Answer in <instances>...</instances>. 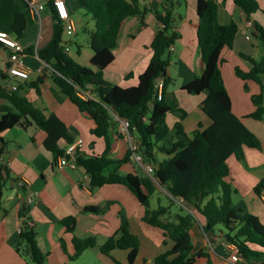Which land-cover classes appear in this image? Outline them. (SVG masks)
<instances>
[{
  "label": "trees",
  "instance_id": "obj_1",
  "mask_svg": "<svg viewBox=\"0 0 264 264\" xmlns=\"http://www.w3.org/2000/svg\"><path fill=\"white\" fill-rule=\"evenodd\" d=\"M80 9L94 22V28L85 30L89 35V46L93 52L90 67L74 61L65 49V27L56 17L53 3H47V10L52 15L53 33L51 40L43 47L32 45L25 48V53L37 56L48 66L51 78L63 94L78 110L86 114L95 123L92 134L104 139L106 148L102 155H81L79 166L91 178V188L100 189L109 185L127 188L144 208L143 222L163 232L174 247L160 254L154 264H216L207 249L196 250L193 243V231L200 225L198 217L205 220L201 225L206 233L220 237L225 244L235 245L241 261L236 264H264V222L245 206L238 207L235 197L238 190L228 181L231 175L229 159L245 160V148L262 150L261 140L243 123L242 118L233 112V103L222 74V53L232 49L239 34L237 23L222 24L219 20L220 4L218 0H197L196 10L199 18L197 39L203 62V71L182 87L189 95H205L200 109L211 119L210 127L203 130L199 124L192 136H188L182 122L188 113L168 102L170 86L174 83L169 69L170 47L181 38L175 27L174 3H168L166 13H157L162 27L156 32L151 43L152 57L146 70L139 77L137 86L124 88L107 82L105 70L115 61V50L121 30L128 19L139 18L143 23L145 12L138 6L139 0H74ZM250 19L261 11L258 0H231ZM67 2V0H66ZM71 11V10H70ZM72 13V12H71ZM144 24V23H143ZM34 25L25 0H0V33L22 42L27 31ZM255 32L264 44V26L254 23ZM0 50L10 51L0 41ZM248 60L251 70L236 68V76L246 85L256 83L260 93L252 95L254 111L246 116L255 121L264 119V86L261 76L264 74V55L259 61L241 54ZM8 60V58H7ZM5 70H0V133L16 126L35 125L47 134L45 147L53 153L55 160L63 153L58 142L64 139L72 143L65 124L55 115L45 116L23 93L22 85L16 91L7 87L10 78ZM163 79V98L158 100L156 83ZM37 86V83L36 85ZM92 90L94 99H83L78 89ZM169 114H176L174 130L177 141L171 146L165 145V139L171 133L167 124ZM129 122V133L135 136L137 147L129 149L121 159L110 157L112 144L110 133L120 125V121ZM141 156L142 163L153 166L155 181L165 188L173 199L182 202L183 210L171 220L169 207L160 206L150 209V199L157 192L153 178L137 174L122 175L118 171L106 174L114 165H123L131 161L133 154ZM164 157L159 160L157 155ZM149 158V162L145 161ZM6 172L4 176L3 173ZM9 179L6 169H0V200L2 189ZM264 191V179L254 188L260 197ZM171 199L172 201H174ZM105 207L90 206L85 212L100 214ZM186 208H191L190 213ZM21 211V215H27ZM121 226L119 233L110 237L100 246L101 253L110 257L111 252L127 250L129 264H134L140 251V241L132 234L130 221L124 211H120ZM67 231L75 234L76 219L63 220ZM209 225V227H208ZM75 255L78 259L83 252L95 248V238L80 239L74 237ZM30 249L31 264H47L48 255L39 247L37 232L29 226L28 220L20 233L17 253L25 255ZM63 250H65L63 244ZM29 264V263H26ZM119 264V263H117ZM220 264H233L223 261Z\"/></svg>",
  "mask_w": 264,
  "mask_h": 264
},
{
  "label": "crops",
  "instance_id": "obj_2",
  "mask_svg": "<svg viewBox=\"0 0 264 264\" xmlns=\"http://www.w3.org/2000/svg\"><path fill=\"white\" fill-rule=\"evenodd\" d=\"M167 1L139 0V8L146 13L143 18L144 24L141 23V19L139 18H131L125 22L115 50V61L104 73V78L107 82L124 88L138 85L139 77L148 67L152 57L151 43L156 32L162 27L156 14L160 12L164 15L166 13L168 8ZM258 1L261 11L249 19L231 0H218L220 4V22L222 24L235 22L239 27V34L231 52L240 58L242 57L240 55L244 54L259 61L264 55L263 42L254 35H252L251 40H247L245 34L248 21L264 26V0ZM67 4L71 12L77 9L78 5L74 0H67ZM196 5L197 0H193L194 7H191L193 9L191 13H189V7H186L185 17L174 12L175 27L177 32L180 33L181 38L174 45V51L170 53L169 57V71L174 81H176L173 93L179 91L185 94L182 87L196 76H200L203 71L204 65L197 39L199 18L197 16ZM43 13L47 15L46 20L50 21V31L44 44L40 42L36 45L38 48L45 46L51 40L53 33L52 15L47 9ZM43 13L41 14V21L39 23L32 18L34 21L32 29H36L39 25L42 27L44 22L42 18ZM176 18L179 19V24L176 23ZM88 19L90 22H88L89 26L86 27V30L90 31L94 28V22L90 18ZM20 43L25 48L33 45ZM91 58L92 55L83 66L88 67L87 63L90 64ZM25 62L33 70L30 79L21 81L10 77L8 81H10L11 86L22 85L24 88L23 93L37 109L47 117L55 115L61 120L67 127L73 142L78 137L83 138L85 141L82 148L83 155H102L106 144L104 139L96 138L92 134V129L95 127L94 121L86 114L81 113L67 96L63 94L51 78L52 74L49 70L45 69L41 73L38 72L39 69L45 68L46 64L37 54H26ZM251 67L252 65L249 63L245 66V71L248 72L251 70ZM235 76L234 74L233 76L229 75L227 80L223 74L227 90L232 99L233 112L237 117L242 118L243 123L249 129H258L259 126L251 123L249 121L251 118H246V116L254 111L251 97L260 93V87L254 83L256 87L253 92L247 93L243 88L244 82ZM175 77H177V80ZM36 83L37 86H35ZM173 97L169 93L167 100L171 105ZM196 98L195 116L197 126L191 130L185 128L188 136L193 135L199 124H202L203 130H205L212 123L211 119L200 109L201 103L206 98L205 95L196 96ZM2 103L0 101V104ZM170 129L171 133L164 142L167 147H171L177 141L176 131L171 127ZM46 138L47 134L35 125L28 127L26 125L16 126L0 133V169H6L9 174V179L2 189L0 200V264H23L21 256L17 253V248L19 247L20 230L25 220L33 224L37 232V241L40 249L44 253L54 254L58 260H62L63 258L62 241L65 242V246L67 244V251L75 253L74 237L76 236L80 239L91 237L96 239L98 246L86 250L78 259L84 258L90 264H108L106 263V259L111 258V255L110 257L103 255L100 246L105 244L110 237L119 233L121 226L120 211L125 212L130 221L131 232L139 239L141 244L137 260L134 264H139V262H142V264H154L155 259L160 254L174 247L171 241H167L165 248H156L150 253H143L141 235L135 230L131 218L133 211L139 213L140 217L144 214L137 204V198L133 197L127 188L120 185H109L94 190L83 189L82 185L85 183L87 177L86 171L82 167L76 170L59 167L58 158L55 160L53 153L45 147ZM260 139L263 144V148L260 151L264 154V138ZM110 140L112 144L110 157L112 159H121L129 149L133 150L137 147L136 137L131 136L130 133L122 135L120 125L111 131ZM58 144L61 150L64 151L70 143L61 139ZM157 157L160 161L164 159L160 154ZM147 158L145 157V161L149 162ZM232 158L228 161L229 166ZM147 166L148 164L139 163L132 156L129 163L114 165L106 171V174L118 171L122 175L137 174L153 178L152 174L147 172ZM3 175L5 176L6 172ZM246 176L252 180L251 182L249 181V190H254L257 183L255 184L251 173H247ZM228 181L238 190L239 197L242 198L241 188L238 186L237 180L231 181L229 176ZM22 183H25V185ZM155 185L157 192L161 190L170 199H173L169 192L166 189V191L162 189L157 181H155ZM30 194H34L36 197L34 203L28 205L27 197ZM22 198H25V206ZM173 200L176 202V199ZM258 200L253 199V205L248 206L241 199L237 205L238 207L246 206L247 212L259 216L264 222V206L261 207ZM261 200L264 204V199L261 198ZM108 202H114L118 205L115 212L108 213L106 211L100 214L85 212V208L87 207H105V203ZM179 204L183 206L182 202ZM24 207L28 210L27 215L23 216L21 215V211H24ZM186 210L193 213L191 208H186ZM69 217L76 219L75 234L68 232L66 226L63 224V220ZM198 221L200 225L193 231L195 249H207L216 264H220L223 261L230 262L229 250L223 240L204 231L201 227V225H205L203 218L198 217ZM144 230L150 232L148 229ZM117 250L120 249L112 251L111 254L114 256L121 254V257L125 255L128 260L129 252L127 250H123L125 253H117ZM111 259L115 264L119 263L117 259V261L114 258Z\"/></svg>",
  "mask_w": 264,
  "mask_h": 264
},
{
  "label": "rangeland",
  "instance_id": "obj_3",
  "mask_svg": "<svg viewBox=\"0 0 264 264\" xmlns=\"http://www.w3.org/2000/svg\"><path fill=\"white\" fill-rule=\"evenodd\" d=\"M171 2L174 3L173 11L175 12V14L177 13L185 17L186 7H189V13H191V11L193 10L191 8L193 6V0H169L168 1L169 4H171ZM46 16L47 15L43 13L42 18L44 22L42 24V27L41 25H39V27H37L36 29L30 28L27 31V37L26 39L22 41L25 45L33 44L36 46L40 42L44 44L47 34L50 31V21L46 20ZM72 18L76 24V33L72 34V33L66 32L64 37H65V41L69 43L70 57L74 61L83 65L85 64L86 61L89 60L90 56L93 55V52L89 46V35L87 32H85L86 27L89 26L88 22L90 21L85 11L80 9L79 6H77V9H75L74 12H72ZM176 19H177L176 23L179 24L180 23L179 19L178 18ZM7 58H8L7 52L5 51L2 52V50H0V70H3V68L6 67ZM241 58L238 55L233 54V52H231V49L226 48L223 51L222 53L223 62L221 65V70L227 80L229 78V75L233 76L234 74L235 76L236 74L235 71L237 67L245 71V66H247L250 62L244 58H243L244 60ZM87 64H88L87 66L90 67V64L89 63ZM171 69L173 68L171 67ZM175 78L177 80V77ZM261 78H262V83L264 86V74L261 76ZM7 84H8V87L10 88L11 87L10 81H7ZM173 84L174 85L170 86V93L172 94V96H174L172 98V105L178 106L179 108H183V110L188 113V116L185 118L182 124L184 128L191 130L192 128H195L197 126V120L195 116L197 98L196 96L189 95L186 92L185 94L179 91L173 93V89L175 88L176 81H174ZM255 87H256V84H254L253 82H249L247 85L243 83V88L245 91H247V93L253 92ZM249 121L259 127L258 129H252L254 132L248 127L247 128L252 133H254L259 139L264 138V119L262 121H254L251 119ZM176 122H178V116L176 114H169L167 117V124L169 125V127L174 129ZM121 134L123 135L122 132ZM245 149H246L245 151L246 158L244 161H237L236 158L233 157L230 162V169H231L230 180L231 181L237 180L238 186L241 188V192H242L241 194L242 198H240L238 194L235 197V203L238 204L240 200L242 199L245 205L247 203L248 206H252L253 205L252 200L259 199L258 201L260 202V206L263 207L264 204L262 203L261 198L259 197L257 198V196L254 193V190H251V189L249 190L250 182L252 180L249 179V177H247L246 174L251 173L255 181V184L256 183L258 184L261 180L264 179V154L260 150L250 149V148H245ZM161 188L165 190V188L163 187ZM129 193H131V195L135 197L134 194H132V192H129ZM180 202L181 201L178 199H176V202L172 201L163 191L160 190L154 196L151 197L150 209L154 211V210H157L160 206L169 207L170 212L172 214L170 219L174 220L173 218L177 214H180L181 211L183 210L182 205L179 204ZM137 204L139 205L140 209L143 210V213H144V208L139 204L138 200H137ZM117 207H118L117 204H115L114 202H111V205L109 209L107 210L108 213L115 212V209H117ZM131 218H132V222H133V226L135 230L141 235L142 244H143V247H142L143 253H150L156 248L161 249V248L166 247L167 241H170V240L164 238L163 232L161 230L144 223L142 220L143 216L140 217L139 213H137L136 211H133L131 213ZM144 229H148L151 233L145 231ZM63 244L65 247V250L62 251L63 252L62 260H58L54 254L50 255V253H45L48 255L47 264H90L89 261L84 258L72 260L75 253L74 252L71 253L70 251H67L66 249L67 244L65 246V242L63 241L61 243L62 249H63ZM116 252L125 253V251L123 250H117ZM21 258H22L23 264H26V263L31 264V260L29 256H27L26 254L21 256ZM111 258H114L115 260L117 259L120 264H129L127 260V256L125 255L124 257H121V254H117V256H114L113 254H111ZM111 258H107L106 263L115 264ZM139 264H142V262H139Z\"/></svg>",
  "mask_w": 264,
  "mask_h": 264
},
{
  "label": "built area",
  "instance_id": "obj_4",
  "mask_svg": "<svg viewBox=\"0 0 264 264\" xmlns=\"http://www.w3.org/2000/svg\"><path fill=\"white\" fill-rule=\"evenodd\" d=\"M51 1L54 6L56 17L63 22L65 27V31L68 33L75 34L76 33V24L72 18V13L69 9V6L66 0H25L28 5L31 17L37 21L38 23L41 21V14L47 9V3ZM255 31L254 23L252 21H248L245 29L246 39L251 40L253 32ZM0 41L5 44L6 48L10 51V55L7 60V74L12 79H18L21 81H27L30 79L33 70L26 64L25 62V47L16 39L7 36L4 33H0ZM66 52L69 53V43L65 42L64 44ZM38 47H36L35 51L37 52ZM170 52L174 51V45L170 47ZM47 65L45 68L39 69L38 72H43V70L47 69ZM156 88L158 91L157 98L158 100H162L163 98V89H164V81L163 79H158L156 83ZM11 91H16L18 89L17 85H12L9 88ZM78 95L87 100L94 99V95L92 94V90L89 87L88 91L78 89ZM120 130L123 134L129 133V122L125 120L120 121ZM85 144L83 138L78 137L76 140L66 146L63 153L58 157V166L61 168H69L72 170L78 169L79 163L78 159L81 155H83L82 148ZM134 159L137 162L141 163L142 158L140 155L134 153ZM146 170L149 174L154 172V168L151 165L146 167ZM25 185V183H22ZM83 189L91 190V178L87 175L85 183L82 185ZM35 195L30 194L27 197V204L31 205L35 201ZM261 198L264 199V191L261 193ZM29 226L33 227V224L28 221ZM23 231V227L20 230V233ZM229 250V260L231 263L236 264L241 261L239 250L235 245L226 244Z\"/></svg>",
  "mask_w": 264,
  "mask_h": 264
},
{
  "label": "water",
  "instance_id": "obj_5",
  "mask_svg": "<svg viewBox=\"0 0 264 264\" xmlns=\"http://www.w3.org/2000/svg\"><path fill=\"white\" fill-rule=\"evenodd\" d=\"M147 160H149V158H147ZM22 202L24 203V206H25V198H22ZM23 210L26 211V207H24ZM208 227H209V225H208ZM25 254L27 256H30V249L29 248L26 249Z\"/></svg>",
  "mask_w": 264,
  "mask_h": 264
}]
</instances>
